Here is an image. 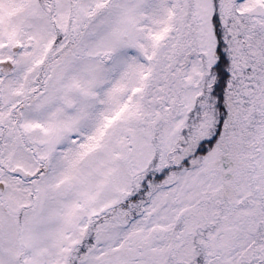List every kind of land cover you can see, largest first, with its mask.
<instances>
[{
  "label": "snow or ice",
  "instance_id": "6c2138e0",
  "mask_svg": "<svg viewBox=\"0 0 264 264\" xmlns=\"http://www.w3.org/2000/svg\"><path fill=\"white\" fill-rule=\"evenodd\" d=\"M0 264H264V0H0Z\"/></svg>",
  "mask_w": 264,
  "mask_h": 264
}]
</instances>
